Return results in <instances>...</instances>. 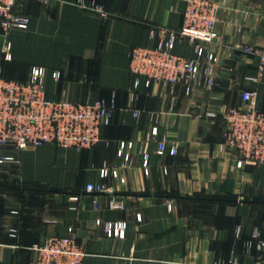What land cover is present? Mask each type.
I'll return each instance as SVG.
<instances>
[{
	"label": "crops",
	"instance_id": "0c3cea01",
	"mask_svg": "<svg viewBox=\"0 0 264 264\" xmlns=\"http://www.w3.org/2000/svg\"><path fill=\"white\" fill-rule=\"evenodd\" d=\"M81 1L104 4L110 13ZM219 1L221 39L202 42L203 67L212 55L213 85L148 88L144 77L133 84L130 50L155 44L151 23L181 27L186 0L21 3L30 24L0 38V75L26 80L33 65H42L49 93L114 100L116 109L94 147L43 144L0 164V264H31L32 245L66 235L69 227L87 251L84 264H264L252 237L254 229L264 234V163L237 165L238 154L225 143L224 115L244 106L245 90L264 108L260 59L234 47L264 48V0ZM175 52L195 56V44L180 39ZM162 140L166 151L159 154ZM122 141L133 143L124 148L128 161L118 153ZM89 183L105 190L89 192ZM106 221H125L124 236L107 235Z\"/></svg>",
	"mask_w": 264,
	"mask_h": 264
},
{
	"label": "built area",
	"instance_id": "2783aa9c",
	"mask_svg": "<svg viewBox=\"0 0 264 264\" xmlns=\"http://www.w3.org/2000/svg\"><path fill=\"white\" fill-rule=\"evenodd\" d=\"M24 0H0V38L14 27L27 28L30 16L21 10ZM48 2L49 0H43ZM83 7L106 16L109 9L101 3L81 1ZM219 0H186L184 22L175 28L166 24L151 23L149 35L155 44L136 45L131 48L130 70L134 77V86L138 87L141 77L145 78L144 87L153 82H163L172 86L186 83L192 86L205 81L207 86L214 83L212 73V55L207 59L208 65L203 67L204 45L202 42L218 43L221 39L216 28ZM188 38L195 44V56H183L175 52L180 39ZM236 49L259 57V68L264 71V48L253 47L242 43L234 45ZM9 48V47H8ZM7 48V51H8ZM6 58L12 54L6 52ZM46 67L33 65L28 79L19 80L0 75V164L15 159L13 152L36 147L43 144H55L62 147L86 149L100 143L101 127L111 122L116 103H108L104 99L95 101H72L46 91L43 79ZM53 76L59 79L61 71L54 70ZM138 92L133 94L137 99ZM244 106L231 107L224 114L226 118L225 143L238 154V166L248 160H264V108L256 103L255 92H242ZM138 114V111H135ZM215 115V113H211ZM133 143L121 142L119 155L126 161L130 155L124 154V148ZM166 143L159 142L158 153L164 154ZM177 146L170 148L176 154ZM146 155V159H147ZM148 172V166L145 167ZM103 175L109 173L103 168ZM118 176V170L113 169ZM121 180L124 181L122 178ZM104 185L89 183L87 191L101 192ZM97 224L101 219L96 220ZM125 221H106L107 235L124 236ZM240 230V229H238ZM252 237L260 252H264V234L254 229ZM253 240L249 246L253 245ZM34 257L31 264H84L87 251L77 240L73 227H69L66 235H53L42 243L32 245Z\"/></svg>",
	"mask_w": 264,
	"mask_h": 264
},
{
	"label": "rangeland",
	"instance_id": "374dc122",
	"mask_svg": "<svg viewBox=\"0 0 264 264\" xmlns=\"http://www.w3.org/2000/svg\"><path fill=\"white\" fill-rule=\"evenodd\" d=\"M6 52H9V50L7 51V49H6ZM6 52H5V58H6ZM240 158V157H239ZM239 160V159H238ZM249 161V160H248ZM253 161H258V160H253ZM247 162V161H246ZM259 162H262V163H264V160L263 161H259ZM237 163H238V161H237ZM245 164V163H244ZM238 165V164H237ZM260 252V251H259ZM262 253V252H261Z\"/></svg>",
	"mask_w": 264,
	"mask_h": 264
}]
</instances>
